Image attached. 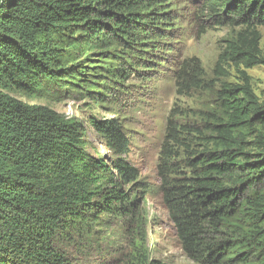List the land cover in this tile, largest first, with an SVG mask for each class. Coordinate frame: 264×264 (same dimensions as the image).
<instances>
[{
    "label": "trees",
    "instance_id": "16d2710c",
    "mask_svg": "<svg viewBox=\"0 0 264 264\" xmlns=\"http://www.w3.org/2000/svg\"><path fill=\"white\" fill-rule=\"evenodd\" d=\"M201 2L205 23L241 29L214 69L218 80L230 70L237 80L217 91L218 111L202 113L204 128L180 126L182 132L170 118L158 163L160 189L191 260L252 264L255 247L264 250V101L248 70L264 65V0ZM155 4L0 0V264H75L66 250L75 236L105 214L129 216L135 208L131 191L142 185L140 171L127 160L129 141L117 120L93 121L113 155H91L78 120L11 92L38 94L74 75L69 48H133L143 39L154 48L158 25L167 20L146 11ZM203 76L198 60L184 64L179 94L204 88ZM185 131L196 133L204 149L190 151ZM174 145L186 147V159L173 155ZM240 217L249 231L233 228ZM237 247L250 248L235 253Z\"/></svg>",
    "mask_w": 264,
    "mask_h": 264
},
{
    "label": "rangeland",
    "instance_id": "374dc122",
    "mask_svg": "<svg viewBox=\"0 0 264 264\" xmlns=\"http://www.w3.org/2000/svg\"><path fill=\"white\" fill-rule=\"evenodd\" d=\"M201 8V0H156L146 11L166 15L167 20L158 25L160 36L154 39V48L147 46L146 39L133 48L119 43L69 48V64L77 70L74 75L71 71L69 77L49 84L38 94L11 92L27 104L47 106L78 120L91 155H113L94 128V120H117L127 135V160L139 169L142 183L131 191L136 206L129 216L105 214L91 231L75 236L66 245L75 264H198L186 254L164 204L158 163L170 118L182 132L180 126L204 128L202 113L218 111L217 91L224 82L237 80L233 70L229 78L218 80L214 69L227 42L241 29L205 23ZM259 30L264 54V27ZM194 60L201 64L205 87L179 94L178 75L184 64ZM248 73L256 94L264 101V65ZM185 132L181 135L190 151L204 149L196 133ZM173 152L179 160L189 155L183 145H174ZM243 217L233 221V228L247 232L250 226ZM255 249L252 264H264V250Z\"/></svg>",
    "mask_w": 264,
    "mask_h": 264
}]
</instances>
